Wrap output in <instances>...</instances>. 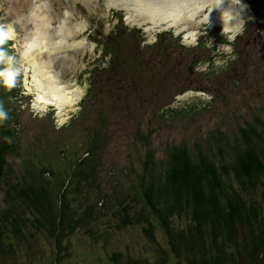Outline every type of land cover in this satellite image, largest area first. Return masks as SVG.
<instances>
[{"label": "rangeland", "instance_id": "374dc122", "mask_svg": "<svg viewBox=\"0 0 264 264\" xmlns=\"http://www.w3.org/2000/svg\"><path fill=\"white\" fill-rule=\"evenodd\" d=\"M46 1L58 17L66 15L69 26L86 22L84 32L65 40L66 45L82 39L83 45L67 49L65 56L59 54L53 65V69L59 71L62 84H67L69 89L77 88L79 96L73 105L62 109L39 106L42 103L36 98V90L27 87L30 72L20 60L18 42L15 41L22 37L25 29L20 28L19 14L26 15L28 11L17 7L21 5L20 0H0V32L6 41L10 40L12 62L22 88L16 133L19 153L9 159L14 169L10 182L18 187L24 185V179L31 178V173L34 176L41 174L52 182L53 176L47 172L48 162L54 163L56 171L59 170L56 185L60 178L67 176L69 169L62 160L60 149L67 147L75 154L84 152L90 140L88 133L94 130L92 135H98L103 144L97 172L101 185L96 186L93 197L108 193L110 200H114V195L124 194L133 187L136 189L135 180L146 151L160 162L170 146L183 142L194 153L202 148L217 157L225 153L228 163L233 156H230L227 143L220 142V138L234 144L238 142L239 126L254 123L259 127L260 121H264V0H257V4L263 5L256 10V5L250 7L245 2L241 6L240 1L235 0L243 18L237 31H223L222 26L203 19V10L204 13L199 12L192 19L188 30L180 32H176L174 26L136 24L128 18L130 14L126 10L106 8L104 0H92L89 8L79 0ZM247 1L254 5L255 0ZM121 19L128 27L141 28L142 32L132 39L138 41L143 37L139 43L145 49L144 55H148L145 52L152 45L150 62L146 64L151 65L153 73L149 72L147 77L135 74V79L130 81L134 88L125 85L124 90L128 93H138L134 94L130 107L126 99H132L116 94L121 86L110 79V59L104 55L98 41L112 33ZM10 29L14 31L13 36H7ZM117 32L125 35V32ZM186 32H193L194 38L185 37ZM160 47L163 50L159 59L157 51ZM184 54L185 57L178 58ZM177 62L179 70L175 69ZM191 64L194 73H191ZM106 70L107 78H103ZM93 81L95 84L91 85ZM177 90L183 92L174 95ZM86 92L90 102L83 99ZM135 100L146 103V109L141 111ZM91 102L95 106L85 111ZM118 102H121L119 106ZM99 106L104 108L102 114L97 111ZM104 113L108 115L104 116ZM72 158L76 159L75 156ZM77 197L74 194L68 197L76 210L84 207L86 200L91 198L90 192L78 201ZM52 198L54 202L56 196ZM105 210L102 208L101 212L105 213ZM14 217L18 219L17 233H14L12 223ZM102 218H107L106 214H102ZM35 219L39 216L34 208L27 207L17 193L1 184L0 232L3 238L0 246L4 250L10 245L12 252L1 253L0 264H160L163 260L159 261L158 255L165 256L158 252L160 248L167 256L164 264H188L185 257L178 258L168 251L164 232L154 215L149 214L148 219L155 224L156 243L145 235L144 223L110 233L100 219L76 228L69 236H62L56 245L49 232L38 226ZM187 220L177 219L175 224L180 227ZM87 226L93 229L92 234ZM65 249L68 252H64ZM115 252L119 254L114 256ZM262 256L259 264L264 263V254ZM238 264H252L247 253L238 258Z\"/></svg>", "mask_w": 264, "mask_h": 264}, {"label": "trees", "instance_id": "16d2710c", "mask_svg": "<svg viewBox=\"0 0 264 264\" xmlns=\"http://www.w3.org/2000/svg\"><path fill=\"white\" fill-rule=\"evenodd\" d=\"M253 3L254 5L250 2V5H256L254 10L263 5L257 4V0ZM117 31L125 32V35H118ZM140 31V27H128L121 19L112 33L98 40L104 55H108L110 59V79L121 86L116 94L121 98L126 96L132 99H126L128 107L133 105V96L138 93H128L124 90L125 85L132 87L130 81L135 79V74L147 77L149 72L151 74L154 71L151 65L146 64L147 61L150 62L152 45L147 47L145 53L148 55H144L145 49L139 43L143 37L138 41L132 39ZM10 45V41H6L0 32V187L1 184L8 186L11 192L21 197L27 207L34 208L39 216V219H35L38 226L49 232L56 245L60 243L62 236H69L76 228L85 227L100 219L110 233L132 224L144 223L145 235L155 242V224L149 221L150 214L158 219L168 251L178 258L185 257L188 264H238V258L244 253L248 254V260L252 264H259L264 254L263 120L259 127L254 123L239 126L238 142L234 144L220 138V142L227 143L230 156H233L228 163L227 155L223 152L220 157L212 152L206 153L203 148L194 153L183 142L170 146L167 155L160 162H156L146 151L135 180L136 189L133 187V190H127L124 194L114 195V200H110L108 193L97 194L95 199L93 197L96 186L101 185L97 172L103 144L97 138L98 135H92L94 130L87 135L90 140L86 143L84 152L75 154L67 147L60 149L62 160L69 169L67 176L60 178L56 185L54 183L59 170L56 171L54 163L48 162L47 172L53 176L52 182L41 174L34 176L31 173V178L24 179V185L18 187V184L10 182L14 169L9 159L19 153L16 133L22 88L20 76L16 74L12 62ZM162 50L160 47L157 51L159 59ZM185 55H179L178 58ZM195 62L194 59L192 63ZM193 64L190 65L191 73H194ZM178 66L179 63H175V69L179 70ZM106 72L107 70L104 71L103 78H107ZM94 84L95 81L91 85ZM183 91L177 90L174 95ZM88 96L89 93L86 92L83 99L89 101ZM135 101L140 105L141 111L146 109V103ZM107 103L108 101L106 106ZM119 103L121 102H118V106ZM92 106L95 103H89L85 111ZM101 107L97 110L99 113L104 111ZM74 156L76 159L72 158ZM92 185L95 186L94 189ZM87 192H90L91 198L86 200L84 207L76 210L68 197L74 194V197L78 196V201ZM52 196H56V205ZM102 208H106L105 213L101 212ZM102 214H106L107 218H102ZM184 218L188 219L184 222L185 225L179 227L175 224L177 219L180 221ZM17 220L16 217L12 219L14 233L19 231ZM86 229L93 233L91 227L87 226ZM1 238L2 232L0 240ZM7 247L3 250L0 246V254L12 252L10 245ZM161 249L158 252L165 256L158 255V260H163L159 263L164 264L167 256ZM65 251L68 252L67 249ZM114 254L116 256L119 253Z\"/></svg>", "mask_w": 264, "mask_h": 264}, {"label": "bare ground", "instance_id": "6f19581e", "mask_svg": "<svg viewBox=\"0 0 264 264\" xmlns=\"http://www.w3.org/2000/svg\"><path fill=\"white\" fill-rule=\"evenodd\" d=\"M91 1L79 0L86 8H89ZM20 2L21 5L16 6L22 7L21 9L26 8L28 12L22 16L19 14L20 28L25 29L22 30V37L15 41L18 42L20 60L30 72L28 89L31 90L33 87L36 90V98L42 103L40 107L53 105L62 109L73 105L79 96V91L77 88L69 89L67 84H62L59 71L54 70L53 65L59 54L65 56L67 49L83 45L82 39L66 45L65 40L84 32L86 22L80 21L74 26H69L66 15L62 14L58 17L46 0H20ZM104 2L106 8L126 10L130 14L128 18L136 24L143 26L148 23L153 27L163 25L164 28L174 26L176 32L188 30L192 19L203 10L205 11L203 19H209L213 24L222 26L223 31H237L243 23L240 10L237 8L238 2L235 0H218V2L217 0H104ZM240 5L244 6V2L240 1ZM55 21H57L56 25L53 24ZM28 24L31 26L29 27ZM13 32L10 29L7 36H13ZM184 36L193 39L195 35L193 32H186Z\"/></svg>", "mask_w": 264, "mask_h": 264}, {"label": "flooded vegetation", "instance_id": "af4514ba", "mask_svg": "<svg viewBox=\"0 0 264 264\" xmlns=\"http://www.w3.org/2000/svg\"><path fill=\"white\" fill-rule=\"evenodd\" d=\"M155 43H157V42L155 41Z\"/></svg>", "mask_w": 264, "mask_h": 264}, {"label": "snow or ice", "instance_id": "6c2138e0", "mask_svg": "<svg viewBox=\"0 0 264 264\" xmlns=\"http://www.w3.org/2000/svg\"><path fill=\"white\" fill-rule=\"evenodd\" d=\"M217 2H218V0H217Z\"/></svg>", "mask_w": 264, "mask_h": 264}]
</instances>
